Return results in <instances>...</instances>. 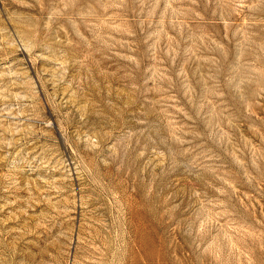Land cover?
<instances>
[{"label":"rangeland","instance_id":"374dc122","mask_svg":"<svg viewBox=\"0 0 264 264\" xmlns=\"http://www.w3.org/2000/svg\"><path fill=\"white\" fill-rule=\"evenodd\" d=\"M0 264H264V0H0Z\"/></svg>","mask_w":264,"mask_h":264}]
</instances>
